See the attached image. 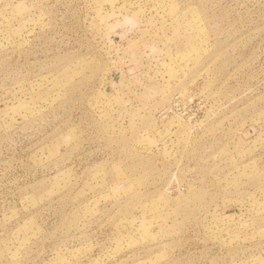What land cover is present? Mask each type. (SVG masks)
<instances>
[{"label": "rangeland", "instance_id": "rangeland-1", "mask_svg": "<svg viewBox=\"0 0 264 264\" xmlns=\"http://www.w3.org/2000/svg\"><path fill=\"white\" fill-rule=\"evenodd\" d=\"M0 264H264V0H0Z\"/></svg>", "mask_w": 264, "mask_h": 264}]
</instances>
